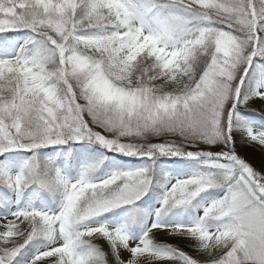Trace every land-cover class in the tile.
Here are the masks:
<instances>
[{"label":"snow or ice","instance_id":"obj_1","mask_svg":"<svg viewBox=\"0 0 264 264\" xmlns=\"http://www.w3.org/2000/svg\"><path fill=\"white\" fill-rule=\"evenodd\" d=\"M238 142L264 151V0H0V264H264Z\"/></svg>","mask_w":264,"mask_h":264},{"label":"rangeland","instance_id":"obj_2","mask_svg":"<svg viewBox=\"0 0 264 264\" xmlns=\"http://www.w3.org/2000/svg\"><path fill=\"white\" fill-rule=\"evenodd\" d=\"M236 148H237V152L242 156L244 157L246 160H248L257 170H259L262 166H264V161H261L259 163L255 162V161H252L251 159H249L245 152H244V149L243 147L240 145V143L238 142L237 145H236ZM262 164V166H260ZM162 237H165V239H162ZM154 239L157 240V242L159 243H171V244H184L190 248L193 249V251H188L189 254H192V255H198L196 249L193 247V245L191 243H189L186 239H171L168 234L166 233H158ZM103 240L101 239H95L93 240V243H96L98 246L99 243H101L103 246H105L103 243ZM101 247V246H100ZM106 247V246H105ZM103 249V248H102ZM105 250V249H104Z\"/></svg>","mask_w":264,"mask_h":264},{"label":"trees","instance_id":"obj_3","mask_svg":"<svg viewBox=\"0 0 264 264\" xmlns=\"http://www.w3.org/2000/svg\"><path fill=\"white\" fill-rule=\"evenodd\" d=\"M240 145L243 147L244 152L246 154V156L251 159L252 161H255L257 163L264 161V151H262L258 146H254V145H250V144H242L240 143ZM262 166V164L260 165ZM162 239H165V237H162ZM105 246H103L101 243H99V245L101 246V248L103 249H107V242L103 241L102 242ZM165 243V242H164ZM176 247L181 248L184 251H193L192 248L184 245V244H173Z\"/></svg>","mask_w":264,"mask_h":264}]
</instances>
